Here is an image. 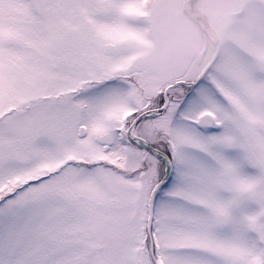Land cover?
<instances>
[{
  "label": "snow or ice",
  "instance_id": "6c2138e0",
  "mask_svg": "<svg viewBox=\"0 0 264 264\" xmlns=\"http://www.w3.org/2000/svg\"><path fill=\"white\" fill-rule=\"evenodd\" d=\"M127 0H0V264H264V65L179 75Z\"/></svg>",
  "mask_w": 264,
  "mask_h": 264
},
{
  "label": "rangeland",
  "instance_id": "374dc122",
  "mask_svg": "<svg viewBox=\"0 0 264 264\" xmlns=\"http://www.w3.org/2000/svg\"><path fill=\"white\" fill-rule=\"evenodd\" d=\"M123 12L118 38L158 68L233 76L264 65V0H127Z\"/></svg>",
  "mask_w": 264,
  "mask_h": 264
},
{
  "label": "water",
  "instance_id": "95a60500",
  "mask_svg": "<svg viewBox=\"0 0 264 264\" xmlns=\"http://www.w3.org/2000/svg\"><path fill=\"white\" fill-rule=\"evenodd\" d=\"M217 48H218V42H217ZM218 51V50H217ZM217 51H216V53H217ZM206 70V69H205Z\"/></svg>",
  "mask_w": 264,
  "mask_h": 264
}]
</instances>
